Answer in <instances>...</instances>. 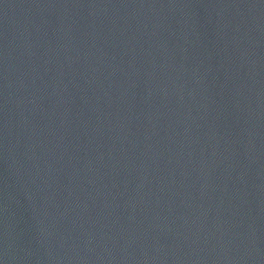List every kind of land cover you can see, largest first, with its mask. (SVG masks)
Returning <instances> with one entry per match:
<instances>
[{
	"label": "water",
	"instance_id": "1",
	"mask_svg": "<svg viewBox=\"0 0 264 264\" xmlns=\"http://www.w3.org/2000/svg\"><path fill=\"white\" fill-rule=\"evenodd\" d=\"M0 264H264V0H0Z\"/></svg>",
	"mask_w": 264,
	"mask_h": 264
}]
</instances>
